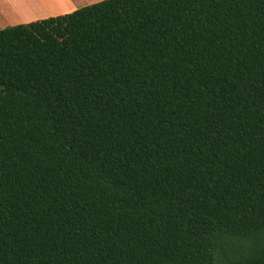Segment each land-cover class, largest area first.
Wrapping results in <instances>:
<instances>
[{"label":"trees","instance_id":"16d2710c","mask_svg":"<svg viewBox=\"0 0 264 264\" xmlns=\"http://www.w3.org/2000/svg\"><path fill=\"white\" fill-rule=\"evenodd\" d=\"M0 264H264V0L0 28Z\"/></svg>","mask_w":264,"mask_h":264},{"label":"crops","instance_id":"0c3cea01","mask_svg":"<svg viewBox=\"0 0 264 264\" xmlns=\"http://www.w3.org/2000/svg\"><path fill=\"white\" fill-rule=\"evenodd\" d=\"M102 0H0V28L63 15Z\"/></svg>","mask_w":264,"mask_h":264}]
</instances>
